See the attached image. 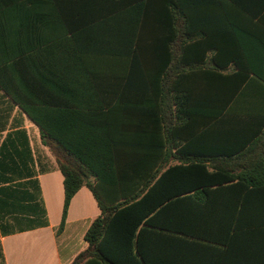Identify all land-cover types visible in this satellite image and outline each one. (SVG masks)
<instances>
[{"label":"trees","instance_id":"16d2710c","mask_svg":"<svg viewBox=\"0 0 264 264\" xmlns=\"http://www.w3.org/2000/svg\"><path fill=\"white\" fill-rule=\"evenodd\" d=\"M201 5L0 0V90L57 158L59 230L82 187L101 211L71 264H240L242 237L264 230V159L191 149L242 138L258 140L245 156L264 152V65L219 49L187 11Z\"/></svg>","mask_w":264,"mask_h":264},{"label":"crops","instance_id":"0c3cea01","mask_svg":"<svg viewBox=\"0 0 264 264\" xmlns=\"http://www.w3.org/2000/svg\"><path fill=\"white\" fill-rule=\"evenodd\" d=\"M187 1L203 4L196 11L189 6L187 11L204 20V32L220 35L219 49L243 56L244 64L264 65V0ZM81 63L76 60L74 64ZM65 79L72 80L70 76ZM72 113L78 114L75 109ZM257 141L204 138L192 142L191 149L204 161H232L229 152H236L234 159L258 161L264 159L259 148L245 156V147ZM257 144L261 146L262 141ZM188 157L194 159L192 154ZM176 163L173 158L172 164ZM63 206L64 175L56 156L43 143L40 127L0 90V264H71L87 247L85 234L101 211L91 190L82 187L59 230ZM260 232L242 237L236 255L240 264H264V230Z\"/></svg>","mask_w":264,"mask_h":264}]
</instances>
